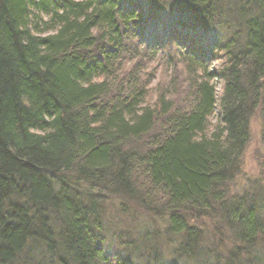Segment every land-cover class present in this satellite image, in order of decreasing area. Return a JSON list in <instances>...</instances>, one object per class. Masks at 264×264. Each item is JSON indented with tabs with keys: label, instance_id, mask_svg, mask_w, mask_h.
<instances>
[{
	"label": "trees",
	"instance_id": "1",
	"mask_svg": "<svg viewBox=\"0 0 264 264\" xmlns=\"http://www.w3.org/2000/svg\"><path fill=\"white\" fill-rule=\"evenodd\" d=\"M256 113L264 0H0V264H264Z\"/></svg>",
	"mask_w": 264,
	"mask_h": 264
},
{
	"label": "rangeland",
	"instance_id": "2",
	"mask_svg": "<svg viewBox=\"0 0 264 264\" xmlns=\"http://www.w3.org/2000/svg\"><path fill=\"white\" fill-rule=\"evenodd\" d=\"M215 65H217V63H215ZM154 69V68H153ZM150 70V69H148ZM155 80L152 82V85L157 83V81L159 79H166L169 80V74L170 72H165L163 70H161L160 68L158 70H155ZM250 135H249V141L247 146L245 147L244 153H243V168L242 171L240 173V175L238 177H235V180L230 184V193H236L239 191H242L244 188H249V184L251 181H253L255 178L261 176L264 172V167L262 165V162L264 160V147L262 146V144L260 143V133H261V119L259 117V114L256 113L254 114V116L251 118L250 121ZM261 162V163H260ZM109 211L108 214L111 215L108 225H109V232L110 234L107 236L109 243L108 246L110 248L111 251L117 250L118 248H116L115 246V242H117V240L115 238L111 237V233H117L119 230H122L123 232L125 231L122 227V222L126 223L128 225L129 228V217H124L119 214L118 212V203L113 204V206L109 207ZM116 213H118L119 215H117ZM205 225H204V230H208L209 232H212V227H213V223L209 222V221H202ZM157 228L161 229L163 226V223H160V221L156 222L155 225ZM127 228V229H128ZM132 230V228H130ZM230 239L229 235H223L222 237V241L225 243V246H231L233 240ZM234 245V242H233ZM163 258L168 259L169 255H168V248H164L163 249ZM169 262V261H168ZM139 262H136V260L128 263L126 262V264H137ZM181 264V262H180Z\"/></svg>",
	"mask_w": 264,
	"mask_h": 264
}]
</instances>
